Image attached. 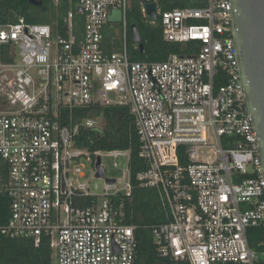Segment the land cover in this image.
Wrapping results in <instances>:
<instances>
[{
	"label": "built area",
	"instance_id": "obj_1",
	"mask_svg": "<svg viewBox=\"0 0 264 264\" xmlns=\"http://www.w3.org/2000/svg\"><path fill=\"white\" fill-rule=\"evenodd\" d=\"M200 1L156 10L165 42L199 45L162 62L131 61L130 0H79L80 40L72 13L63 20L65 34L23 19L0 25V193L9 199L0 234L35 246L47 238L55 264H134V191L154 189L168 221L143 227L161 256L256 264L264 255V239L252 246L248 232L264 229V166L234 51L235 9L230 0ZM115 11L122 13V43L106 52L102 29ZM219 70L225 81L215 89ZM110 104L128 106L134 116L138 157L147 164L134 176L129 151L79 146L80 129L102 131L104 119L92 114L74 122L72 110ZM103 156L115 167L125 160L120 178L105 170L113 183L95 177Z\"/></svg>",
	"mask_w": 264,
	"mask_h": 264
},
{
	"label": "trees",
	"instance_id": "obj_2",
	"mask_svg": "<svg viewBox=\"0 0 264 264\" xmlns=\"http://www.w3.org/2000/svg\"><path fill=\"white\" fill-rule=\"evenodd\" d=\"M40 6L31 5L28 0H0V25L13 24L18 19H23L29 24H48L61 34L66 33V26L63 20L69 13H72V32L77 40H80L84 29V18L77 11L79 0H42ZM156 10L172 11L186 7H201L200 0H152ZM144 0H130L129 9L126 12V46L127 53L134 62H162L171 54L190 55L196 51L197 43L165 42L162 38V26L159 15L153 20L142 12ZM118 17L115 20L108 18V23L114 21L121 24L122 13L116 11ZM135 26L141 38L142 49L138 44L131 41L130 28ZM105 28V27H104ZM102 29V46L104 36H113L109 31L105 34ZM222 72L219 70L214 79L215 89L224 85ZM94 109H73L74 122L81 118L102 116L104 128L102 131L81 128L78 134L79 146L87 148L90 152L127 150L130 152L131 176L147 169L146 162L138 157L139 140L135 130L134 116L128 106L119 105H95ZM69 111L63 112L64 116ZM68 122V118L65 119ZM224 145L227 143L223 140ZM179 155L182 148H179ZM181 165L187 163L184 156L180 155ZM4 181L6 180V175ZM136 214L132 221L137 225L135 231L138 247L134 264H188L177 262L169 257L161 256L152 241L151 232L144 228L145 225L163 224L168 221L162 208L158 193L154 189H135ZM9 217V199L6 194L0 193V225L6 223ZM249 240L252 246L261 239H264V229H249ZM264 252V248H262ZM0 264H55L52 258V250L47 238H42L40 244L35 246L32 239L9 238L0 234ZM256 264H264V255L259 258Z\"/></svg>",
	"mask_w": 264,
	"mask_h": 264
},
{
	"label": "water",
	"instance_id": "obj_3",
	"mask_svg": "<svg viewBox=\"0 0 264 264\" xmlns=\"http://www.w3.org/2000/svg\"><path fill=\"white\" fill-rule=\"evenodd\" d=\"M152 0H144L145 15L156 19V6ZM33 6H40L42 0H28ZM233 16L234 51L238 61L240 80L245 92L247 111L252 117L257 134L259 157L264 166V0H230ZM82 12L80 7L77 8ZM131 41L142 49L141 38L135 26L130 28ZM96 178L108 183L101 159L96 158Z\"/></svg>",
	"mask_w": 264,
	"mask_h": 264
},
{
	"label": "crops",
	"instance_id": "obj_4",
	"mask_svg": "<svg viewBox=\"0 0 264 264\" xmlns=\"http://www.w3.org/2000/svg\"><path fill=\"white\" fill-rule=\"evenodd\" d=\"M111 19L115 20L116 17H118L117 12H111L110 13ZM105 27V28H104ZM103 27L105 29L106 33L109 31L113 32V36H104L103 41V49L106 52H117L119 51L122 43V26L121 24H117L116 22L112 21L110 23L107 22V24ZM118 30V33L116 31Z\"/></svg>",
	"mask_w": 264,
	"mask_h": 264
},
{
	"label": "rangeland",
	"instance_id": "obj_5",
	"mask_svg": "<svg viewBox=\"0 0 264 264\" xmlns=\"http://www.w3.org/2000/svg\"><path fill=\"white\" fill-rule=\"evenodd\" d=\"M118 33V30L116 31ZM97 125L101 126V121H97ZM114 159L109 157V156H103L102 157V165L104 166L106 170V175L110 178H120V172L125 168V160L124 159H119L118 160V166L115 167L113 165ZM87 166L85 172H86V177L91 176V165L90 163L85 164ZM94 183H97L99 187H102L103 181L102 180H94ZM53 261L55 262V257L54 253L52 254Z\"/></svg>",
	"mask_w": 264,
	"mask_h": 264
}]
</instances>
